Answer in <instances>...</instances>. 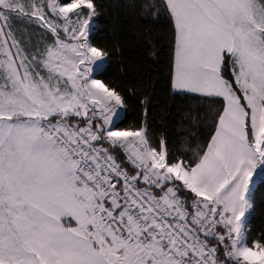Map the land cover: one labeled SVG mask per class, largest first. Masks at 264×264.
<instances>
[{"label":"snow or ice","instance_id":"obj_1","mask_svg":"<svg viewBox=\"0 0 264 264\" xmlns=\"http://www.w3.org/2000/svg\"><path fill=\"white\" fill-rule=\"evenodd\" d=\"M162 7L174 22L173 87L220 104L191 163L170 157L164 138L154 146L147 125L111 128L125 100L90 79L107 56L88 39L94 0H0V264H223L210 237L229 241L234 264H264V243L248 246L242 225L264 162V0ZM13 18L54 43L29 55Z\"/></svg>","mask_w":264,"mask_h":264},{"label":"trees","instance_id":"obj_2","mask_svg":"<svg viewBox=\"0 0 264 264\" xmlns=\"http://www.w3.org/2000/svg\"><path fill=\"white\" fill-rule=\"evenodd\" d=\"M94 2L96 15L88 39L107 56L104 66L92 77L125 100L124 114L112 126L115 130H138L147 125L154 146L164 138L170 157L191 163L206 150L210 135L214 134L220 104L200 94L174 89V22L162 7L165 0ZM12 26L21 45L30 46L29 55L40 49L42 28L17 18L12 19ZM47 36L51 39L50 33ZM26 37H30L31 45ZM222 75L232 80L231 66L223 68ZM111 151L121 166L134 170L121 149ZM178 195L190 202L193 194L182 190ZM246 227L249 246L257 241L264 243V180L254 190L252 214ZM220 246L218 253L224 264H234Z\"/></svg>","mask_w":264,"mask_h":264},{"label":"rangeland","instance_id":"obj_3","mask_svg":"<svg viewBox=\"0 0 264 264\" xmlns=\"http://www.w3.org/2000/svg\"><path fill=\"white\" fill-rule=\"evenodd\" d=\"M93 18L91 19V21H90V24H89V34H90V32L92 31V29H93ZM42 31V35H41V37H39L38 38V42H39V51H43L44 49H45V47H46V45H50V44H53L54 43V41H55V37L51 34V32H50V30H46V29H43L42 28V30H40L39 32H41ZM47 32L48 33H50V35H51V39H48V38H46V37H48L47 36ZM60 36H61V38L63 39L64 38V34H63V32L61 31L60 32ZM88 38H89V35H88ZM26 39L29 41V43H30V45L32 44V41H31V39H30V37H26ZM19 41V40H18ZM20 42V41H19ZM68 42H71V41H68ZM21 44V43H20ZM21 47L24 49V51L26 52V53H28V54H30L29 53V51L28 50H30V46H25V45H21ZM42 48H44L43 50H42ZM32 49H34V48H32ZM105 63V58H102V59H98V60H96L93 64H92V71H91V75H90V79L92 78V76H93V73L96 71V70H99V69H101L104 65ZM37 70L40 72V74L41 75H47V73H46V70L45 69H42L40 66H39V64H37ZM175 89V88H174ZM175 90H177V89H175ZM177 91H182V90H177ZM183 92H186V91H183ZM124 114V106H121V107H119L118 109H117V111H116V114L114 115V117H113V121H112V124H113V122H114V120L117 118V117H121L122 115ZM98 123V122H100V119H97V121H95L94 123ZM112 124H111V126H112ZM125 156V155H124ZM126 158V157H125ZM132 171H134V170H132ZM261 180H264V162H260L259 164H258V166H257V168L255 169V171H254V175H253V177H252V179H251V182H250V185H249V190H248V193H247V199H248V201H249V203H250V207L246 210V212H245V215H244V217H243V219H242V225H243V230H244V228L246 227V224H247V222H248V218L251 216V214H252V204H253V194H254V190H255V188H256V186H257V184L261 181ZM182 199V198H181ZM227 242V241H226ZM246 242V241H245ZM247 243V242H246ZM226 245V244H225ZM249 246V245H248ZM220 247H223L224 248V246H220ZM219 251H217V253H218ZM219 254V253H218ZM232 261V260H231ZM233 262V261H232ZM234 263V262H233Z\"/></svg>","mask_w":264,"mask_h":264},{"label":"built area","instance_id":"obj_4","mask_svg":"<svg viewBox=\"0 0 264 264\" xmlns=\"http://www.w3.org/2000/svg\"><path fill=\"white\" fill-rule=\"evenodd\" d=\"M91 79H95L94 77H92ZM98 119H100V118H98ZM111 128L113 129V130H115L114 129V127L113 126H111ZM122 151V150H121ZM123 152V151H122ZM123 154L125 155V157H126V154L123 152ZM126 160H127V158H125ZM123 167V166H122ZM123 168H126V167H123ZM126 169H128V168H126ZM130 172L132 171V170H130V169H128ZM189 211H191V208H189ZM221 230L223 231V232H221ZM244 233H245V241L247 242V235H246V232H247V227H245L244 228ZM217 232L219 233V234H225L226 235V230L223 228V226H218L217 227ZM227 241V242H226ZM208 243H209V246L210 247H216L217 248V251H218V249H219V246H220V243H218L217 242V240L216 239H214V238H208ZM229 243V241L226 239L225 241H224V243H223V245H225V244H228ZM255 243V242H254ZM253 243V244H254ZM217 256L218 257H221L218 253H217ZM224 256H225V253H224ZM227 258V257H226ZM227 259H229V258H227ZM231 260V259H230ZM223 264H224V260H223Z\"/></svg>","mask_w":264,"mask_h":264},{"label":"crops","instance_id":"obj_5","mask_svg":"<svg viewBox=\"0 0 264 264\" xmlns=\"http://www.w3.org/2000/svg\"><path fill=\"white\" fill-rule=\"evenodd\" d=\"M177 91V90H176Z\"/></svg>","mask_w":264,"mask_h":264}]
</instances>
